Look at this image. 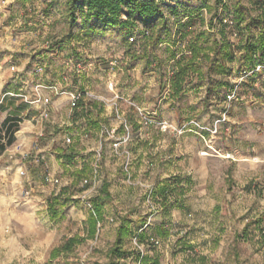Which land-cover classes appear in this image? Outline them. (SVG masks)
Listing matches in <instances>:
<instances>
[{
    "label": "clouds",
    "instance_id": "obj_1",
    "mask_svg": "<svg viewBox=\"0 0 264 264\" xmlns=\"http://www.w3.org/2000/svg\"><path fill=\"white\" fill-rule=\"evenodd\" d=\"M18 45L10 38L4 47ZM126 51L75 48L19 94L24 120L0 150V264H190L217 235L216 178L227 172L247 188L264 173V133L225 135L227 113L203 111L201 98H170ZM244 156L254 165L245 162L248 175L231 167ZM233 195L224 207L230 231L242 232L264 216V196ZM230 243L220 240L222 249ZM262 257L248 246L240 259Z\"/></svg>",
    "mask_w": 264,
    "mask_h": 264
},
{
    "label": "rangeland",
    "instance_id": "obj_2",
    "mask_svg": "<svg viewBox=\"0 0 264 264\" xmlns=\"http://www.w3.org/2000/svg\"><path fill=\"white\" fill-rule=\"evenodd\" d=\"M222 1V0H221ZM236 0H162V9L167 15L168 28L174 34L170 35L167 28L162 29V22L158 15L143 19L137 16L135 26L122 28L104 24V19L94 16L86 21L82 15V9H86V3L80 2L77 10L78 21L72 25L70 22V10L67 0H0V16L4 11L9 15L0 24V84L4 92L0 93V126L6 117H10L14 123L20 127L24 120L22 109L18 107L17 99L19 94L26 92V86L20 89L11 85L10 79L21 78L25 75L34 77V80L41 79V72L46 71L57 59L64 60L70 56V51L78 47H89L93 42L98 46H107L109 50L117 51L127 49L124 52L130 61L140 62V75L142 78L151 80L156 77L160 82L161 90H167L169 97H176L171 90V73L173 69V59L170 58L167 47H173L179 53L189 52L187 46L188 39H175V31L181 21L188 18V13L202 15L204 21L198 20L197 30H206L209 33L221 37V17H225L226 23L232 26L233 13L232 6ZM249 3V0H243ZM128 6L122 10V17L126 18ZM248 19V18H247ZM244 21L243 27H245ZM257 27L244 28L241 36L230 34L235 39L238 47L237 58L231 62L222 73L224 77L230 79L235 86L233 91L225 86L214 85L210 94L207 93L209 81L200 79L197 76L186 84V88L179 98L193 100L201 98L203 111L215 114L227 113L231 117L232 127L227 129L225 135L244 138L249 133H264V61L258 60L256 64L249 63L245 56L246 36L257 33ZM250 31V32H249ZM146 32V35H144ZM149 32V33H148ZM161 40L158 41V36ZM130 42L129 38H132ZM19 42V45L9 50L4 47L9 39ZM175 40V42H174ZM64 43L63 49H58L56 45ZM33 44L44 45L42 50L33 48ZM61 52L64 55H61ZM130 54V55H129ZM39 57V60H37ZM15 65L16 72L10 71ZM22 69V70H21ZM166 102V101H165ZM30 128V125L28 126ZM27 144V139L21 141ZM256 143L249 145L247 142L241 144V148L247 150L249 147H257ZM251 161L246 156L241 157L240 161L233 163L232 168H237L243 175L249 174ZM227 167V163H225ZM214 187L218 193L219 202L214 210L212 224L215 225L217 235L211 236L209 240L203 242L206 252L193 258L190 264H250V258L241 260V256H247L248 246L255 252L264 250V216L255 222L249 223V235L242 236L241 232L234 228L230 231V220L232 214L225 211L224 199L232 195L233 188H236L246 198H256L264 196V173H259L248 187L243 185H233L228 178V173H223V177H217ZM197 185L192 184L190 190L195 191ZM234 214V213H233ZM199 213L196 214L197 219ZM208 223L207 220L200 221ZM203 231V229H199ZM230 240L231 243L222 249L220 240ZM259 244L260 247L256 248ZM185 245H191L185 243ZM185 251H191L192 246ZM252 264H264V257L261 260L253 261Z\"/></svg>",
    "mask_w": 264,
    "mask_h": 264
},
{
    "label": "trees",
    "instance_id": "obj_3",
    "mask_svg": "<svg viewBox=\"0 0 264 264\" xmlns=\"http://www.w3.org/2000/svg\"><path fill=\"white\" fill-rule=\"evenodd\" d=\"M67 1L69 3L70 22L72 25L78 21L77 10L79 3L85 2L86 9H82V15L86 21L96 16L103 18L104 24L106 25L130 28L135 26L138 15L142 16L143 19L158 15L159 21L162 22V29L167 28L170 35L174 34L168 28L167 15L160 4L162 0ZM222 1L219 0V2ZM125 5L128 6V11L126 18H123L122 10ZM232 13V26L226 23L227 21H225L224 16L221 17L220 38L209 33V31L197 30L198 20L204 21L202 15L188 13V18L180 22L175 31V39H188L187 46L190 51H182L179 53L173 47H167L170 58L173 59V71L171 73V90L173 95L180 97L186 88V84L194 76L209 81L208 94L212 92L215 84L225 86L228 90L233 91L235 86L222 73L231 62L236 60L239 50L235 39L231 38L230 34L234 33L235 35L241 36L244 34V28L251 27L252 29V26H256L258 29L256 34L246 36L245 56L247 61L254 65L258 60L264 61V0H249V3L243 0H236L232 6ZM246 19L247 23L243 27ZM231 31L233 32L231 33ZM144 35H146V32ZM157 39L158 41L161 40V36L159 35ZM17 129L18 125L9 116L6 117L0 126V150H2L5 142H11L15 139L14 133ZM255 222L257 223L256 220ZM248 226L249 224L241 232L242 236L249 235ZM185 246L190 248L192 245ZM70 247L71 245H69ZM126 255V253H120L121 257H125ZM154 264H160V261L156 260Z\"/></svg>",
    "mask_w": 264,
    "mask_h": 264
},
{
    "label": "crops",
    "instance_id": "obj_4",
    "mask_svg": "<svg viewBox=\"0 0 264 264\" xmlns=\"http://www.w3.org/2000/svg\"><path fill=\"white\" fill-rule=\"evenodd\" d=\"M34 77H31L30 76H23L21 78H17V79H10V82H11V86H15V83H17V88H21L23 85L26 86V89L27 87L31 84L32 81H34ZM59 253L57 252L55 255H58Z\"/></svg>",
    "mask_w": 264,
    "mask_h": 264
},
{
    "label": "built area",
    "instance_id": "obj_5",
    "mask_svg": "<svg viewBox=\"0 0 264 264\" xmlns=\"http://www.w3.org/2000/svg\"><path fill=\"white\" fill-rule=\"evenodd\" d=\"M132 39H133V37H132ZM12 68H15V65H12Z\"/></svg>",
    "mask_w": 264,
    "mask_h": 264
}]
</instances>
